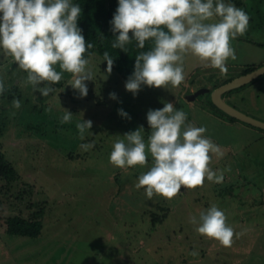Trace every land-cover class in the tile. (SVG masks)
I'll return each instance as SVG.
<instances>
[{
  "label": "rangeland",
  "instance_id": "obj_1",
  "mask_svg": "<svg viewBox=\"0 0 264 264\" xmlns=\"http://www.w3.org/2000/svg\"><path fill=\"white\" fill-rule=\"evenodd\" d=\"M234 5L249 22L230 41L236 59L226 61V72L188 53L179 86L142 85L135 96L113 69L105 71L96 53L86 66L92 72L86 96L66 84L72 79L67 72L57 83L41 82L40 88L53 89L42 96L26 82L27 72L0 50V153L15 170L10 181L0 177V264H264V140L258 141L264 131L228 119L211 105L210 94L187 100L264 64V0ZM224 98L264 122V78ZM169 101L187 113L186 123L204 126V135L220 146L222 155L212 153L209 167L222 170L223 180L205 178L172 198L154 193L149 199L136 183L152 165L151 154L146 164L125 168L114 166L109 154L117 138L138 126L147 142L146 112ZM64 108L72 112L66 123ZM121 108L130 119L118 115ZM81 118L92 121L83 139L75 127ZM88 142L93 147L81 149ZM213 203L234 229L230 246L199 234L189 222ZM12 217L40 221L39 236L7 235Z\"/></svg>",
  "mask_w": 264,
  "mask_h": 264
},
{
  "label": "clouds",
  "instance_id": "obj_2",
  "mask_svg": "<svg viewBox=\"0 0 264 264\" xmlns=\"http://www.w3.org/2000/svg\"><path fill=\"white\" fill-rule=\"evenodd\" d=\"M80 13L81 7L74 0H0V50L27 72L26 82L42 96L53 89L40 88L41 82L57 83L62 72L72 74L67 85L81 97L87 95L85 82L92 80V72L83 54L93 45L85 41L77 26ZM248 22V14L231 0H117L109 22L116 34L112 48L123 50L132 39L137 48H143L146 40L152 41L149 50L135 56L125 90L135 96L142 85L179 86L185 78L184 56L188 53L226 72V61L236 59L230 41L247 31ZM102 61L110 73L113 58L107 51ZM57 66L62 71H57ZM109 97L116 99V94L109 93ZM13 103L20 107V100ZM117 112L130 119L122 108ZM71 118L72 112L65 109L61 121L66 123ZM186 119V112L170 101L164 102L162 108L146 112L151 130L147 142L142 135L144 127L138 126L112 144L109 160L119 168L144 165L147 154H151L152 165L137 177L136 183L137 188L144 187L149 199L154 193L172 198L182 186H199L205 178L216 183L223 180L222 170L209 167L212 153L222 155L220 146L204 135V126L186 123ZM75 127L83 139L92 121L81 118ZM80 147L88 150L93 144L82 143ZM226 221L224 210L215 203L202 210L198 219H189L199 234L230 246L234 229Z\"/></svg>",
  "mask_w": 264,
  "mask_h": 264
},
{
  "label": "trees",
  "instance_id": "obj_3",
  "mask_svg": "<svg viewBox=\"0 0 264 264\" xmlns=\"http://www.w3.org/2000/svg\"><path fill=\"white\" fill-rule=\"evenodd\" d=\"M231 2L237 5L240 4V0H231ZM74 3H78L81 7L77 26L81 29L85 41L90 42L93 45L91 49H86V52L83 54L84 57L88 60L92 54L96 53L103 59V53L107 51L109 56L113 58L112 69L124 81H126L133 71L135 56L142 51L149 50L152 47V41L150 39L146 40L143 48H137L136 41L132 39L125 45L123 50L112 48L111 45L115 40L116 34L111 31V25L109 22L116 9L117 0H74ZM129 35H131V32ZM256 68L258 67L248 66L242 75L247 74ZM262 78H264V76L258 79L260 80ZM231 80L232 79L222 81L221 84H214V89ZM244 87L239 89H243ZM231 92L225 94L223 97L228 96ZM211 105L217 109L212 103ZM227 118L231 121H237L229 116H227ZM14 175V168L5 160L4 155L0 153V177L10 181ZM40 231V221H27L20 217H12L7 220V228L5 232L7 235L14 237L37 238Z\"/></svg>",
  "mask_w": 264,
  "mask_h": 264
},
{
  "label": "water",
  "instance_id": "obj_4",
  "mask_svg": "<svg viewBox=\"0 0 264 264\" xmlns=\"http://www.w3.org/2000/svg\"><path fill=\"white\" fill-rule=\"evenodd\" d=\"M262 76H264V64L247 74L241 75L227 83L218 86L212 92H210V90L207 88L200 89L194 95L188 96L187 100L193 101L199 95L210 94L212 104L225 115L250 127L264 131V122L251 118L238 111L234 107L230 106L223 97L225 94L242 88Z\"/></svg>",
  "mask_w": 264,
  "mask_h": 264
},
{
  "label": "crops",
  "instance_id": "obj_5",
  "mask_svg": "<svg viewBox=\"0 0 264 264\" xmlns=\"http://www.w3.org/2000/svg\"><path fill=\"white\" fill-rule=\"evenodd\" d=\"M227 123H228V122H227ZM228 124L231 125L232 123H228ZM228 124H227V125H228ZM232 125H233V124H232ZM262 140H264V136H263L262 138L258 139V141H262ZM263 201H264V200H263ZM263 203H264V202H262V204H263Z\"/></svg>",
  "mask_w": 264,
  "mask_h": 264
}]
</instances>
